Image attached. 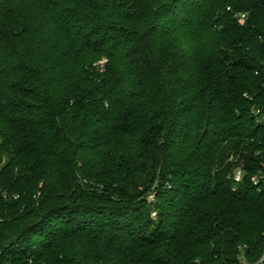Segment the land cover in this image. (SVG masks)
I'll return each mask as SVG.
<instances>
[{
    "label": "trees",
    "instance_id": "trees-1",
    "mask_svg": "<svg viewBox=\"0 0 264 264\" xmlns=\"http://www.w3.org/2000/svg\"><path fill=\"white\" fill-rule=\"evenodd\" d=\"M261 117L264 0H0V264L258 263Z\"/></svg>",
    "mask_w": 264,
    "mask_h": 264
},
{
    "label": "built area",
    "instance_id": "built-area-1",
    "mask_svg": "<svg viewBox=\"0 0 264 264\" xmlns=\"http://www.w3.org/2000/svg\"><path fill=\"white\" fill-rule=\"evenodd\" d=\"M228 9H230V8H228ZM235 17H237V18H239V19H245L246 18V15L244 14V13H236L235 14ZM257 113H260V110H257ZM263 119L264 118H259V120H260V122H262L263 121ZM242 179H243V171L242 170H238L237 172H236V174H235V181L237 182V183H240L241 181H242ZM252 181H253V184L254 185H259V183L261 182V181H264V173H262V174H260V175H255V176H253V178H252ZM237 187L235 186L234 187V190L236 189ZM256 264H264V255L261 257V259L259 260V262L258 263H256Z\"/></svg>",
    "mask_w": 264,
    "mask_h": 264
},
{
    "label": "rangeland",
    "instance_id": "rangeland-1",
    "mask_svg": "<svg viewBox=\"0 0 264 264\" xmlns=\"http://www.w3.org/2000/svg\"><path fill=\"white\" fill-rule=\"evenodd\" d=\"M154 214H155V213H154ZM154 214H153V215H154Z\"/></svg>",
    "mask_w": 264,
    "mask_h": 264
}]
</instances>
